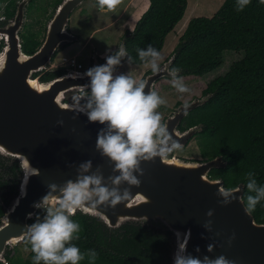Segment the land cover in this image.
<instances>
[{"label": "water", "instance_id": "95a60500", "mask_svg": "<svg viewBox=\"0 0 264 264\" xmlns=\"http://www.w3.org/2000/svg\"><path fill=\"white\" fill-rule=\"evenodd\" d=\"M84 1H61L48 21L43 43L33 54L23 51L20 36L26 8L32 0H22L12 21L0 26V37L6 39V46L0 52V69H3L0 71V155L17 159L23 169L19 194L5 206L0 221V263L7 260L9 246L24 242L26 226L42 210L33 205L48 193L49 184L63 185L69 179L75 180L79 165L89 160L91 171L99 169L106 182L107 177L118 175L113 172L112 162L96 149L97 134L106 126L90 123L85 114L71 110L73 97L79 94L80 86L89 83V78L84 75L86 71L70 70L49 81H41V75L34 77L36 73L48 70L62 46L78 40L69 29L70 17ZM122 44L126 48L124 41ZM126 57L122 58L121 64ZM173 60L174 56L158 72H150L144 77L145 93L154 91L155 83L161 78L182 73L172 72ZM105 62H100L94 55L92 67ZM210 96L206 94L180 103L177 110L167 116L165 124L169 133L183 147L203 130V125L181 130L180 124L193 109L207 103ZM61 120L62 125L58 123ZM226 166L223 156L189 161L169 155L163 160L156 158L154 163L142 162L144 175H138L141 184L130 189L132 199L128 203L119 204L115 209L100 206L95 211H78L98 217L114 229L127 222H138L171 232L174 238L171 264L177 250L175 233H181L182 239L189 231L188 254L201 259L223 255L235 264H264V223L258 222L252 213L246 214L245 185L240 183L234 187L240 189L235 194L239 199L228 205L219 203L222 197L217 195L218 189L227 187L223 179L213 178L210 172ZM31 169L37 170L38 174H30ZM138 196L147 197L149 202L137 200ZM209 210L213 211L211 217L206 215ZM207 220L212 221L211 232L203 226ZM233 234L235 239L229 245L228 240ZM209 244L214 245L212 252L207 251Z\"/></svg>", "mask_w": 264, "mask_h": 264}, {"label": "trees", "instance_id": "16d2710c", "mask_svg": "<svg viewBox=\"0 0 264 264\" xmlns=\"http://www.w3.org/2000/svg\"><path fill=\"white\" fill-rule=\"evenodd\" d=\"M61 1L52 2L54 11ZM34 3L32 0L30 5ZM15 5L13 1L7 7L4 12L7 18L13 17ZM187 7L188 0H149V8L124 37L126 61L131 57L130 63L145 65L137 49H147L149 44L161 52L166 37L184 17ZM22 37L23 51L27 54L34 53L41 44L33 23L27 25ZM226 51L241 53L243 57L233 62L224 75L209 82L204 94H210V99L193 109L179 128L203 125V130L194 137L203 159L223 156L227 162L225 168H214L210 175L223 179L227 188L243 183L247 205V197L254 195L246 187L248 173H254L258 185H264V4L259 0H251L243 11H237V0H225L213 16L192 18L172 53V67L179 68L181 75L205 76L222 67ZM65 72L64 68L45 71L40 78L49 81ZM22 175L17 159L0 155V221L5 206L19 194ZM252 214L264 223V201ZM44 215L45 211L39 210L30 224L42 220ZM72 219L82 229L80 239L73 243L82 252L95 250L98 253L95 264H171L174 238L169 231L138 222H127L114 229L100 218L79 211ZM33 255L30 251L22 259L8 252L7 263L0 264H33ZM81 264H89L87 257Z\"/></svg>", "mask_w": 264, "mask_h": 264}, {"label": "clouds", "instance_id": "9594fccd", "mask_svg": "<svg viewBox=\"0 0 264 264\" xmlns=\"http://www.w3.org/2000/svg\"><path fill=\"white\" fill-rule=\"evenodd\" d=\"M259 2L264 4V0ZM122 3L123 0H96L100 12L115 13ZM250 3L251 0H237V11H243ZM137 54L142 62L150 66L153 73L159 71L158 61L164 57L151 44L147 49H137ZM126 56L127 49L121 44L115 54L106 55L104 64L88 69L84 75L89 78V83L80 86L79 94L73 97L74 103L71 105V110L85 114L90 123L106 126L97 134L96 149L112 162L113 172L118 175L107 177L106 182L99 169L91 171L92 162L89 160L79 165L75 180L69 179L63 185H48V193L33 205L38 209L43 208L45 215L42 220L38 219L27 225L24 234V241L30 245V251L34 254L33 264H81L86 257L89 264H95L98 258L95 250L82 252L73 243L80 239L82 229L79 222L72 217L78 210L95 211L100 206L115 209L119 204L128 203L132 199L130 189L138 188L141 184L138 175H144L141 163H154L156 158L166 159L172 152L183 148L169 133L167 125L162 123V115L157 109L165 102L160 95L156 91L145 93V83L138 82L131 75H114L116 67L121 65L122 58ZM179 71V68L172 69L173 73ZM176 79L180 82L174 83L173 87L181 93H189L190 89L182 79ZM81 100L84 101L83 104L80 103ZM187 107L186 104L185 108ZM58 123L62 125L63 121ZM30 174L38 172L31 169ZM248 176L250 179L246 187L254 195L247 197L244 210L246 214H251L256 206L264 201V185L257 184L254 173L249 172ZM125 184L128 187L122 188ZM238 191L239 188L220 187L217 195L222 199L219 203L228 205L239 199L235 196ZM137 200L149 202L144 196H138ZM206 215L211 217L213 211L209 210ZM211 225L212 221L207 220L203 226L211 232ZM175 235L177 250L173 264H235L223 255L215 259L209 256L201 259L188 254L187 241L190 231L183 234L182 239L181 233L176 232ZM233 239L235 234L229 238V245ZM213 249V244L207 246L208 252ZM196 251L199 252V248Z\"/></svg>", "mask_w": 264, "mask_h": 264}, {"label": "rangeland", "instance_id": "374dc122", "mask_svg": "<svg viewBox=\"0 0 264 264\" xmlns=\"http://www.w3.org/2000/svg\"><path fill=\"white\" fill-rule=\"evenodd\" d=\"M224 1L225 0H188V7L184 17L166 37L164 47L161 50V55L164 59L158 61L160 67L172 57V53L179 42V37L184 33L190 20L195 17L213 16ZM52 2H54V0H35V3L29 6L32 8L29 9L28 7V9H26L25 23H33L41 38L45 35V25L47 21L54 13ZM42 7L43 9L46 7L47 11L44 12ZM148 8L149 0H123V3L115 13L107 11L100 12L96 6V0H85L72 12L70 17L69 29L73 34L78 36V40L67 49L61 48L56 53L52 63L49 65L50 70L57 69L56 65L60 67L59 63L63 61L64 56H75L80 50V47H84L85 51L83 55H79L77 59L84 63L85 66L89 64L90 56L94 52H96L99 57L105 58L106 55L118 49L120 42L123 43V39L127 32L132 31L136 27L139 19ZM0 15H3V13H0ZM40 15L42 16L40 17ZM36 19H39L38 23H36ZM242 57L243 55L241 53L226 51L224 55V64L218 70L205 76L181 74L176 76L181 78L182 82L188 86L190 89L189 93H181L177 88L173 87L174 83L180 82L176 77H164L157 81L154 85V91H156L165 102L157 109L162 115V123L165 117L173 114V111L177 110L178 103H188L194 99L203 97V92L209 82L228 72L232 63ZM150 69V66L146 64L137 65L125 61V63H122L115 70L114 75H131L139 82L143 81L144 75ZM173 154L184 160H203L196 138H193L182 150L174 151ZM173 154L171 156H173ZM26 248L29 250L26 251ZM8 252H10V255L25 259L29 256L30 248L25 242L21 241L9 246L7 253ZM3 263H7V260H4Z\"/></svg>", "mask_w": 264, "mask_h": 264}, {"label": "flooded vegetation", "instance_id": "af4514ba", "mask_svg": "<svg viewBox=\"0 0 264 264\" xmlns=\"http://www.w3.org/2000/svg\"><path fill=\"white\" fill-rule=\"evenodd\" d=\"M13 1H15V3H16V5H15V13H14V15H13V17L12 18H7L6 17V15H5V11L7 10V7L13 2ZM22 0H0V13H3V15H0V26L2 27V26H5V25H7L8 23H10L11 21H12V19L14 18V16H15V14H16V12H17V9H18V6H19V4H20V2H21ZM31 4V3H30ZM30 5H28L27 6V8L26 9H28V7H29ZM52 16V15H51ZM51 18V17H50ZM49 18V19H50ZM49 21V20H48ZM48 21H47V23H46V25H45V35H44V37H39V39L41 40V44L43 43V41H44V39H45V37H46V32H47V24H48ZM27 25H29V24H27V23H25V25H24V27L22 28V30L20 31V36H21V40H22V43H23V37H22V35L27 31ZM124 40V39H123ZM124 42H125V40H124ZM75 43V42H74ZM74 43H71V44H69V45H65V46H62V49H66V48H68L69 46H71L72 44H74ZM121 43L122 42H120V44H119V46L121 45ZM6 44V39H5V36H2V37H0V52L2 51V49L6 46L5 45ZM41 44H40V46H41ZM39 46V47H40ZM38 47V48H39ZM85 51V48L84 47H80V50L78 51V53H76V57L78 58V56L79 55H83V52ZM116 51H118V49L117 50H115V51H113L112 53H114L115 54V52ZM112 53H110V54H112ZM33 54V53H32ZM94 55H96L98 58H99V60H100V62H105V58H101V57H99L98 55H97V53L96 52H94L91 56H90V60H89V64H87L86 66H85V64L84 63H82V65L84 66L83 67V70L84 71H87L88 69H90V68H92V66H93V64H94ZM79 61V60H78ZM80 62V61H79ZM61 63V62H60ZM59 63V64H60ZM57 66V69L58 68H60L59 67V65H56ZM64 69H66V68H64ZM173 69V67L171 66V70ZM52 70V69H51ZM53 70H55V69H53ZM46 71H50V68H48V70H46ZM45 71H41V72H38L39 74L38 75H41L42 76V74L44 73ZM66 72H67V69H66ZM150 72H152L151 71V69L149 70V71H147L146 72V74L144 75V76H146L148 73H150ZM37 75V76H38ZM142 80H144V79H142ZM159 81V80H158ZM205 94H204V92H203V95L202 96H204ZM179 104L180 103H178V106H179ZM173 112H175V111H173ZM166 118L167 117H165L164 119H163V123L165 124V120H166ZM174 152H172V154H173ZM174 155V154H173ZM10 165L11 166H13L12 165V162L10 163Z\"/></svg>", "mask_w": 264, "mask_h": 264}, {"label": "built area", "instance_id": "2783aa9c", "mask_svg": "<svg viewBox=\"0 0 264 264\" xmlns=\"http://www.w3.org/2000/svg\"><path fill=\"white\" fill-rule=\"evenodd\" d=\"M60 67H64L67 69V71L73 70L77 72H82L83 70V65L81 62L78 61L77 57H63V61L60 63ZM42 210H44L42 208Z\"/></svg>", "mask_w": 264, "mask_h": 264}, {"label": "bare ground", "instance_id": "6f19581e", "mask_svg": "<svg viewBox=\"0 0 264 264\" xmlns=\"http://www.w3.org/2000/svg\"><path fill=\"white\" fill-rule=\"evenodd\" d=\"M34 83H37L36 81H33Z\"/></svg>", "mask_w": 264, "mask_h": 264}, {"label": "crops", "instance_id": "0c3cea01", "mask_svg": "<svg viewBox=\"0 0 264 264\" xmlns=\"http://www.w3.org/2000/svg\"><path fill=\"white\" fill-rule=\"evenodd\" d=\"M70 47V46H69ZM67 49V48H66ZM75 56H76V54H75ZM128 62V61H127ZM125 63V62H124Z\"/></svg>", "mask_w": 264, "mask_h": 264}]
</instances>
